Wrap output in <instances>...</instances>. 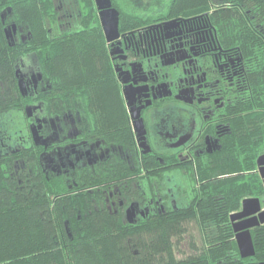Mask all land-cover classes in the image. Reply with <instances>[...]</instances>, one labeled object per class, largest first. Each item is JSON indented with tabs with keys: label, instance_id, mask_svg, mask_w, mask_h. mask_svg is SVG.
Returning <instances> with one entry per match:
<instances>
[{
	"label": "flooded vegetation",
	"instance_id": "1",
	"mask_svg": "<svg viewBox=\"0 0 264 264\" xmlns=\"http://www.w3.org/2000/svg\"><path fill=\"white\" fill-rule=\"evenodd\" d=\"M51 1L52 9L44 11L49 34L96 41L104 78L113 79L117 90L120 122L103 123L98 107L60 84L57 114L48 115L53 85L47 68L33 56L21 60L20 90L35 101L24 105L27 137L19 138L34 144L26 148L28 158L39 157V176L64 181L65 193L87 191L96 207L141 224L184 205L181 193L195 198L192 168L202 163L211 176L235 174L222 170L241 155L253 157L254 112L264 109V66L258 65L264 60V0H110L118 11L112 37L97 0ZM240 24L262 40L234 37ZM10 31L26 40L17 24ZM28 104L39 106L27 114ZM38 117L36 143L32 125ZM13 146L0 141V156L19 152Z\"/></svg>",
	"mask_w": 264,
	"mask_h": 264
},
{
	"label": "trees",
	"instance_id": "2",
	"mask_svg": "<svg viewBox=\"0 0 264 264\" xmlns=\"http://www.w3.org/2000/svg\"><path fill=\"white\" fill-rule=\"evenodd\" d=\"M51 3L0 0V141L20 148L10 152L12 156H0V264H261L264 223L251 229L255 254L243 257L230 213L241 208L246 196H260L264 204L263 179L255 170L256 156L264 149V109L254 112L257 136L253 157L241 155L233 167L222 170L237 171L235 174L211 176L201 163L192 168L188 179L195 198L191 201L180 192L184 205L141 224L96 207L87 191L65 193L64 181L38 175L39 157L28 158L31 151L26 148L34 144L19 138L27 137L24 105L35 101L20 90L16 68L21 60L33 56L41 68H47L53 92L49 99L36 97L48 100L52 107L48 115L57 114L60 84L79 90L84 102L89 100L98 107L96 115L103 123L120 122L117 90L113 79L106 82L104 78L105 60L96 41L90 43L86 36L76 39L72 33L49 34L44 11L52 9ZM13 22L26 40L6 36L5 27L11 28ZM233 35L242 42L262 40L252 38L245 28ZM258 65L264 66V60ZM190 221L198 226L200 243L191 236L192 252L178 257L176 250Z\"/></svg>",
	"mask_w": 264,
	"mask_h": 264
},
{
	"label": "water",
	"instance_id": "3",
	"mask_svg": "<svg viewBox=\"0 0 264 264\" xmlns=\"http://www.w3.org/2000/svg\"><path fill=\"white\" fill-rule=\"evenodd\" d=\"M101 10V20L103 22L105 32L108 37H112L114 35V31L118 30V11L115 7L111 6L110 0H97ZM11 26L16 27V23L13 22ZM5 33L7 37L12 35L10 31V26L5 27ZM19 68L16 69V74L18 75V83L21 90L24 89L25 83L23 77L19 73ZM24 91V90H23ZM38 105H26L27 114H30V111L33 107ZM41 120L40 117L33 122V136L36 143H39L41 136L37 132V123ZM47 157L52 159L50 153H47ZM258 171L260 176L263 179L264 183V153L260 154L257 158ZM133 204L128 208V212L132 213ZM230 219L232 222V226L235 232V239L238 244L239 252L241 256H250L254 255L255 243L252 235V227L261 225L264 223V207L262 205V199L260 196H246L242 199L241 209L232 211L230 213ZM264 264V261L261 262Z\"/></svg>",
	"mask_w": 264,
	"mask_h": 264
},
{
	"label": "rangeland",
	"instance_id": "4",
	"mask_svg": "<svg viewBox=\"0 0 264 264\" xmlns=\"http://www.w3.org/2000/svg\"><path fill=\"white\" fill-rule=\"evenodd\" d=\"M262 205L264 207L263 201H262ZM187 226H188V231L186 232L185 238L183 239L178 249L176 250V255L178 257L185 256L186 254H189L190 252H192V248L189 242V238H191V236L195 238L197 243H200L199 230H198V226L196 222L190 221L187 224Z\"/></svg>",
	"mask_w": 264,
	"mask_h": 264
}]
</instances>
